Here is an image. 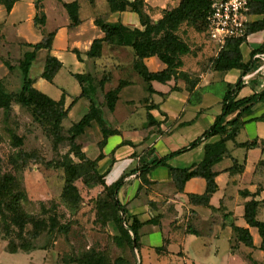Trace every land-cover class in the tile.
Segmentation results:
<instances>
[{
  "label": "crops",
  "instance_id": "crops-1",
  "mask_svg": "<svg viewBox=\"0 0 264 264\" xmlns=\"http://www.w3.org/2000/svg\"><path fill=\"white\" fill-rule=\"evenodd\" d=\"M75 2L78 4L80 23L70 26L62 5ZM143 2L153 10L150 17L155 21L159 18L158 10L173 8L178 0ZM97 18L105 23H121L128 28L140 27L137 16L132 12H109L106 0H93L92 3L87 0H18L8 14L0 7L1 34L4 38L0 40V57H12L18 61L24 53L32 52L29 45L54 32L51 50L35 52L28 78L33 81L36 90L54 103L63 96L65 108L73 98L79 97L82 87L84 89V85L80 86L73 78L74 74L98 76L100 68L111 73V82L105 83L103 88L87 87L85 90L87 97L100 106L103 104L102 92L119 81L130 82L120 89L112 111L100 107L102 120L114 133L108 135L99 147L102 133L93 122L77 141L81 142L85 156L96 160L97 173L106 186L122 180L115 198L128 216L142 222L137 230V247L132 264H264L257 230L248 227L243 220L246 201L252 196L258 202L264 201V122L255 120L264 113V101L255 104L250 114L240 118L244 123L235 137L236 144L253 140L263 143L245 149L236 147L232 141L226 142L228 154L215 161L210 168L217 174L214 179L217 188L209 199L208 207L191 204L188 199L190 194L204 193V180L191 178L179 192L172 182L170 169H188L200 163L204 157V146L216 143L219 136L203 140L197 146L168 158L165 165L152 167L144 174L140 171L153 161L188 147L201 136L220 114L221 99L227 86L241 79L242 87L237 99L264 90V52L251 55L264 46V29L248 34L239 47L242 63L248 66L247 73L243 74L241 69L225 73L207 71L190 47L191 53L182 58L180 69L187 74L188 81L181 78L165 84L152 81L153 93L149 94L146 84L131 68L133 52L130 48L104 46L100 59L86 56L92 41L103 37L95 25ZM262 19L264 15L248 13L247 27ZM188 29L182 28L183 33H180L185 41ZM72 50L78 51L79 58ZM212 50L211 57L216 56ZM47 55L61 63L51 83L40 77ZM143 62L148 72H159L165 68L156 57ZM0 72H5L1 61ZM80 103L87 112L88 99L80 97L66 118ZM234 163L243 166L240 173L227 171ZM241 191L252 196L243 197L239 193ZM257 219L264 220L262 208L258 210ZM233 225L247 228L252 247L236 240ZM14 257H21L25 264L47 260L62 264L55 247L11 254L5 240L0 247V264H13Z\"/></svg>",
  "mask_w": 264,
  "mask_h": 264
},
{
  "label": "trees",
  "instance_id": "trees-1",
  "mask_svg": "<svg viewBox=\"0 0 264 264\" xmlns=\"http://www.w3.org/2000/svg\"><path fill=\"white\" fill-rule=\"evenodd\" d=\"M18 0H0V7L8 14L14 3ZM39 1V0H38ZM60 1V0H57ZM92 3L93 0H87ZM108 11L134 13L139 22V28H128L120 23H105L99 18L95 19V25L99 27L103 33L100 39H94L86 52V56L93 60H98L102 56L104 46L111 48H130L133 52V60L131 63L132 70L146 84V91L151 94L150 83L156 81L160 84H165L170 80L181 78L185 82L188 81V76L184 72H180L183 66L182 58L191 53V49L187 41L183 39L180 33L182 28L192 29L197 33H206V16L209 11L208 0H178L175 7L170 9L158 10L159 18L153 21L150 17L153 12L147 7L143 0H106ZM63 8L68 15L70 26H76L80 23L78 16L77 2L72 4H63ZM249 13L264 15V0H251ZM3 23H0V40H3L1 30ZM264 29V19L253 22L248 27L247 34ZM54 32L48 33L42 39L33 45L32 52L24 53L17 61L16 67L21 74L22 86L18 92H7L3 81L0 80V107L3 109L9 108L12 102L26 108L31 109L33 120L40 126H46L53 136L54 142L61 141V132L63 130L62 121L67 117L68 111L74 102L80 97H86L89 102L87 112L69 128L65 130L66 139L68 141L69 152L63 157L61 167L64 172L65 192L70 193L73 190V183L78 179H83L88 184V180H92L94 184H98L103 189V198L100 210L104 214L107 213L114 216L119 223H123L125 228H121L122 237L132 250V239H134V250L137 247V230L142 225L135 217L128 216L115 195L122 185V180L115 184L106 186L102 177L97 173L96 160L88 159L82 151V146L76 142V139L81 136L86 128L91 123L97 124L102 133V140L98 143L101 147L108 135L114 131L108 129L102 120L100 107L104 106L108 111L114 109L115 103L118 100L120 89L129 84L128 81H119L115 86L110 87L106 92H102L103 104L96 105L92 99L87 97L86 88L91 89L103 88L105 83H109L108 78L104 76L96 81L89 74L78 75L74 74L73 78L82 87V92L78 98H73L71 103L65 108L64 98H60L56 105L58 112L52 124L46 123L37 113L42 105L47 102V97L33 87V81L28 78V70L31 62L35 58V52L38 50L50 51L54 39ZM208 39V38H207ZM244 39L227 41L225 47L207 60L205 70L225 73L231 69H241L243 74L247 73V64L242 63V56L239 50ZM72 52L79 58L77 50ZM258 52H264V46L253 51L251 55ZM156 57L165 68L159 72H148L144 64V59ZM3 64L8 70L12 69V65L8 64L7 60H3ZM61 68V63L54 57L47 55L44 60V65L41 73V78L49 83L56 73ZM109 76V74H107ZM107 79V80H106ZM86 84V86H85ZM242 87L241 79L234 85L227 86V89L221 99V112L215 118L212 125L205 130L201 136L194 140L188 147L177 150L168 156L159 160L153 161L149 167L141 168V174H144L152 167L165 165L168 158L178 155L182 152L191 149L203 140L213 136H219L220 139L216 143L204 146V157L200 163L188 169L171 168L172 182L179 192H182L184 183L191 178H200L205 182V190L202 195H188L191 204L208 207V202L212 194L216 191L214 179L216 172L211 171L212 164L228 154L226 142L232 141L236 147L245 149L255 148L263 142L259 140L246 141L244 143H235V137L240 126L244 123L240 121L243 115L251 113L252 107L264 101V90L260 93L253 94L248 97L237 99V94ZM103 91V90H102ZM234 115L230 120L228 117ZM149 118V116H148ZM257 121L264 122V113L255 118ZM151 123V122H150ZM22 138H15L14 145L21 147ZM23 157L29 156L23 154ZM71 155L77 162H74ZM264 163V162H263ZM23 168V166H21ZM24 169V168H23ZM243 169L242 165L233 164L227 171L229 173H240ZM241 196H252L248 192H239ZM251 199L244 203L243 220L246 225L255 228L260 237L259 250L264 253V220L257 219V213L260 208L264 210V201L258 202ZM22 199V191L18 179L15 176H3L0 178V235H2L7 243L9 253L30 252L38 249L34 242L45 232L49 234L53 230L50 223L38 222L33 216L22 211L20 201ZM76 201V200H75ZM29 226L30 230L26 227ZM232 231L236 236V240L247 247H252V239L247 228L232 226ZM132 235V236H131ZM70 264H104L94 252H86L72 259H69Z\"/></svg>",
  "mask_w": 264,
  "mask_h": 264
},
{
  "label": "rangeland",
  "instance_id": "rangeland-1",
  "mask_svg": "<svg viewBox=\"0 0 264 264\" xmlns=\"http://www.w3.org/2000/svg\"><path fill=\"white\" fill-rule=\"evenodd\" d=\"M185 36L192 51L197 53L198 62L206 65L213 53V44L203 32L197 33L188 29ZM0 58L2 63L7 60L13 66L8 70L3 64L5 72H0L5 89L7 92L20 91L22 80L16 69L17 60L12 57ZM100 69V74L93 76L95 80L98 81L104 76L111 82V73ZM47 99L37 113L46 123L52 124L58 107L52 100ZM85 111L83 103L75 106L70 117L62 122L61 141L54 142L49 129L33 120L31 109L14 102L7 109L0 107V178L15 176L22 191V211L38 222L47 225L49 222L53 226L49 234L44 232L34 242L37 248L55 247L62 264H70L69 259L72 261L86 252H94L104 264H132L135 260L134 239L131 250L122 237L121 228H125L124 224L100 210L103 189L91 179L88 184L83 179H78L73 183V190L67 194L65 192V177L61 167L63 157L69 152L65 130L77 122ZM15 138H22L21 147L14 145ZM76 142L82 145L77 139ZM21 152L29 156L23 157ZM69 157L77 162L71 155ZM26 229L30 230V227L27 226ZM4 242L5 238L0 235V247ZM21 257H14L13 264H25ZM35 264L55 262L35 261Z\"/></svg>",
  "mask_w": 264,
  "mask_h": 264
},
{
  "label": "built area",
  "instance_id": "built-area-1",
  "mask_svg": "<svg viewBox=\"0 0 264 264\" xmlns=\"http://www.w3.org/2000/svg\"><path fill=\"white\" fill-rule=\"evenodd\" d=\"M208 1L206 33L217 55L227 41L244 39L248 35L246 16L249 13L251 0Z\"/></svg>",
  "mask_w": 264,
  "mask_h": 264
},
{
  "label": "water",
  "instance_id": "water-1",
  "mask_svg": "<svg viewBox=\"0 0 264 264\" xmlns=\"http://www.w3.org/2000/svg\"><path fill=\"white\" fill-rule=\"evenodd\" d=\"M135 246V244H134V241H133V247Z\"/></svg>",
  "mask_w": 264,
  "mask_h": 264
}]
</instances>
